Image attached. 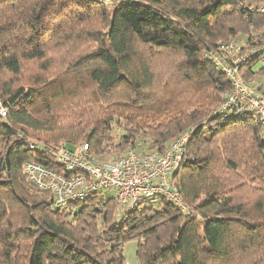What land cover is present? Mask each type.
Returning <instances> with one entry per match:
<instances>
[{
	"label": "trees",
	"instance_id": "1",
	"mask_svg": "<svg viewBox=\"0 0 264 264\" xmlns=\"http://www.w3.org/2000/svg\"><path fill=\"white\" fill-rule=\"evenodd\" d=\"M263 3L0 0V264H128L132 239L139 264H264L260 127L212 113L231 84L205 55L248 40ZM22 79L29 88L12 81ZM188 129L173 175L188 213L163 198L119 213L116 192L102 191L56 209L22 170L34 159L63 171L32 137L69 149L83 140L110 160L134 143L163 151Z\"/></svg>",
	"mask_w": 264,
	"mask_h": 264
},
{
	"label": "built area",
	"instance_id": "2",
	"mask_svg": "<svg viewBox=\"0 0 264 264\" xmlns=\"http://www.w3.org/2000/svg\"><path fill=\"white\" fill-rule=\"evenodd\" d=\"M264 13V3L251 7ZM251 37L230 39L220 43L205 55L224 73L231 90L223 94L220 105L212 113L224 121H240L251 117L260 127L264 146V25L255 30L251 23ZM257 67L254 71L253 68ZM8 109L0 101V118ZM192 129L179 133L168 148L144 150L140 143L127 146L122 154L110 160H100L89 152L86 143L71 149L65 142L57 145L42 140L28 139L34 150L52 153L63 171L28 159L22 163L27 179L42 191L49 192L48 201L56 209L65 208L74 200L95 192L113 188L118 198V212L126 213L139 202L157 204L162 198L170 201L181 212L190 209L183 202L173 180L178 170Z\"/></svg>",
	"mask_w": 264,
	"mask_h": 264
},
{
	"label": "rangeland",
	"instance_id": "3",
	"mask_svg": "<svg viewBox=\"0 0 264 264\" xmlns=\"http://www.w3.org/2000/svg\"><path fill=\"white\" fill-rule=\"evenodd\" d=\"M241 36H235L234 38L235 39H242V38H240ZM234 38H230V39H234ZM229 39V40H230ZM226 42V41H225ZM165 58H170V56L169 55H163ZM161 61H165L162 57L160 58V60L158 61L159 63L161 62ZM32 68V66L31 65H28V69H31ZM257 69V67L255 66L254 68H253V70L255 71ZM26 73H30V70H28V71H26ZM3 80H10V77H5V78H3ZM14 83H16V84H14V85H18V84H22V85H24L25 87H27L28 86V88H29V85L30 84H27V82L28 81H26L25 79H22V80H20V82H18V81H14V80H12ZM0 101H1V99H0ZM2 102V101H1ZM121 125H122V121H120V126H118V127H120L119 128V133L121 132ZM30 130V129H29ZM31 131H33V130H31ZM33 132H35L34 134H36L35 135V137L36 136H39L40 138H50V133H49V131H42V130H39V131H33ZM31 139H36V138H34V137H32ZM36 140H40V139H36ZM64 139H59V140H57V141H63ZM79 143H84L83 142V140H80V141H78V142H76V144L75 145H77V144H79ZM142 146V145H141ZM145 149H146V147H144ZM0 149L2 150V142L0 141ZM117 154H122V152H117L116 153V155ZM115 155V154H114ZM247 182V184L248 185H250V186H254L255 188H260L259 187V185H257L255 182H253V181H246ZM102 192V194H114V192H115V189H113V188H109V189H105V190H101ZM264 191V190H263ZM261 192V193H264V192ZM256 194H259V192H256ZM260 195V194H259ZM48 198H49V195L46 197V199L45 200H48ZM118 218H120V216L118 215L117 216ZM136 247H137V241L135 240V239H132V240H129V241H127L124 245H123V248H122V251H123V255H124V257H125V259H126V261H127V263L128 264H139L138 263V259H137V257H136ZM234 264H236V263H234Z\"/></svg>",
	"mask_w": 264,
	"mask_h": 264
},
{
	"label": "water",
	"instance_id": "4",
	"mask_svg": "<svg viewBox=\"0 0 264 264\" xmlns=\"http://www.w3.org/2000/svg\"><path fill=\"white\" fill-rule=\"evenodd\" d=\"M5 161L8 162V153H6Z\"/></svg>",
	"mask_w": 264,
	"mask_h": 264
}]
</instances>
